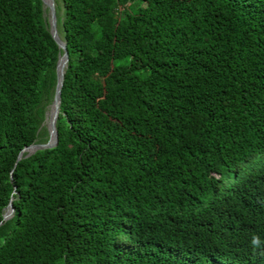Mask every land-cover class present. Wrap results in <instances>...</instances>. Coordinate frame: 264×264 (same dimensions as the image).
<instances>
[{
	"label": "trees",
	"instance_id": "obj_1",
	"mask_svg": "<svg viewBox=\"0 0 264 264\" xmlns=\"http://www.w3.org/2000/svg\"><path fill=\"white\" fill-rule=\"evenodd\" d=\"M55 1L59 141L19 159L63 49L0 0V264H264V0Z\"/></svg>",
	"mask_w": 264,
	"mask_h": 264
},
{
	"label": "water",
	"instance_id": "obj_2",
	"mask_svg": "<svg viewBox=\"0 0 264 264\" xmlns=\"http://www.w3.org/2000/svg\"><path fill=\"white\" fill-rule=\"evenodd\" d=\"M43 3H44V7L49 9L50 32L52 36L54 37V39L56 40V42L58 43L59 47L63 49V53L59 57V60L57 63V84H56L54 100L50 107L51 118H49L48 113L46 117V121H48L47 127L49 131V139L46 142H35V143H32L24 147L19 154V157H18L19 159L22 157V153L25 151L28 152V155H30L36 150L54 147L58 144V141H59L58 130H57V119L60 113L61 92H62V87L64 83L66 66L69 61V52L67 49L66 41L61 38L59 31H58L56 1L55 0H43ZM14 210L15 208L13 207L12 202H10L3 214V220H7L10 217H12ZM3 220L0 221V225L3 223Z\"/></svg>",
	"mask_w": 264,
	"mask_h": 264
},
{
	"label": "clouds",
	"instance_id": "obj_3",
	"mask_svg": "<svg viewBox=\"0 0 264 264\" xmlns=\"http://www.w3.org/2000/svg\"><path fill=\"white\" fill-rule=\"evenodd\" d=\"M241 174H243L242 170H241ZM247 226H251V225H247ZM251 229L252 228H248L246 230V238H244L242 241H244V240H247V241L251 240V245H252L253 249L261 248L262 246H264V245H262V241L261 240H264V239L261 236H259L258 234H255V235L250 236Z\"/></svg>",
	"mask_w": 264,
	"mask_h": 264
},
{
	"label": "bare ground",
	"instance_id": "obj_4",
	"mask_svg": "<svg viewBox=\"0 0 264 264\" xmlns=\"http://www.w3.org/2000/svg\"><path fill=\"white\" fill-rule=\"evenodd\" d=\"M48 115H49V118H51V110H49Z\"/></svg>",
	"mask_w": 264,
	"mask_h": 264
},
{
	"label": "rangeland",
	"instance_id": "obj_5",
	"mask_svg": "<svg viewBox=\"0 0 264 264\" xmlns=\"http://www.w3.org/2000/svg\"><path fill=\"white\" fill-rule=\"evenodd\" d=\"M47 16H48V18H49V10H48V12H47V14H46ZM48 121H46V123H47Z\"/></svg>",
	"mask_w": 264,
	"mask_h": 264
}]
</instances>
